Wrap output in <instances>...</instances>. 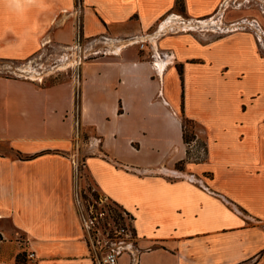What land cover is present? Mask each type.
<instances>
[{
    "label": "crops",
    "instance_id": "obj_1",
    "mask_svg": "<svg viewBox=\"0 0 264 264\" xmlns=\"http://www.w3.org/2000/svg\"><path fill=\"white\" fill-rule=\"evenodd\" d=\"M63 1L0 0L36 43L0 59L38 49ZM225 1L79 0L84 39L144 44L90 58L79 92L0 77V234L23 233L31 264H95L80 164L134 232L120 264H264V49L251 30L208 32Z\"/></svg>",
    "mask_w": 264,
    "mask_h": 264
},
{
    "label": "rangeland",
    "instance_id": "obj_2",
    "mask_svg": "<svg viewBox=\"0 0 264 264\" xmlns=\"http://www.w3.org/2000/svg\"><path fill=\"white\" fill-rule=\"evenodd\" d=\"M261 5H264V0H230L223 5L222 11H220L218 16L204 21L206 23L210 22L206 29L215 37H219L236 30L238 23L243 19L259 18L263 21L264 15L260 12ZM59 6V13L53 18L51 36L42 38L37 43L38 46L36 45L38 49L31 54H25L13 60L0 59V77L25 79V76L29 75L32 79L38 78L37 81H41V83L38 82L40 86H51L64 82L73 84L74 70L73 68L68 69L67 66L73 63L76 55H78L76 47L81 44L84 51L88 48L90 40L83 39L81 34L79 0H65L59 3ZM49 9H53L51 3ZM54 13L56 12H53V15ZM6 28H8L6 24L0 21V49H6L18 44L30 45V43L34 42V38H31L32 32L30 30L26 31V29L21 34H18L13 31V28H8L9 31H5L7 30ZM258 30L261 32V29L258 28ZM261 33V35H264L263 32ZM33 44L36 43L34 42ZM30 61H34V63L29 65ZM29 72L31 73L29 74ZM77 88H79V85ZM184 120L185 118H183ZM185 125L187 126L188 138L196 139V133L199 131L198 126L193 123V128H189L191 126L189 122L185 123ZM189 149L191 150L190 147ZM0 152L7 153L8 146L0 143ZM78 174L80 178L84 179L79 199L88 211H92L95 216H98L99 224L96 225L98 232L105 234L109 231L113 224L112 221L117 224L120 222L126 223L127 218L122 209L116 204L107 201L94 189L82 164L78 168ZM102 213L104 214L103 217H101ZM0 226L3 227L4 225ZM26 244V236L21 232L14 231L13 236L10 237H3L0 234V262L8 260L14 251L18 249L19 254L25 253L27 258L30 251ZM32 262L30 261L28 264Z\"/></svg>",
    "mask_w": 264,
    "mask_h": 264
},
{
    "label": "built area",
    "instance_id": "obj_3",
    "mask_svg": "<svg viewBox=\"0 0 264 264\" xmlns=\"http://www.w3.org/2000/svg\"><path fill=\"white\" fill-rule=\"evenodd\" d=\"M259 29H262L261 25L255 19H243L238 23L236 28L240 30H251L256 34L258 43L262 49H264V35L259 32ZM84 39V38H83ZM88 48L83 51V47L79 44L76 47L78 55H76L75 61L67 66L68 69L74 70L72 81L75 84L77 91L80 90V84L82 82V71L81 67L83 64L88 61L90 58L95 57L99 54H114L120 49L119 46L124 44H135L141 43L143 45V39L133 37L125 40V43L118 44L120 41L111 39L108 36H100L96 38L89 39ZM81 43V42H80ZM105 45L104 49L100 52L96 50V47ZM34 61H30L29 65L33 64ZM26 72V71H25ZM31 72H29L30 74ZM36 77V76H35ZM25 79L37 81V79H32L29 75L25 76ZM79 85V88H77ZM192 148V146H190ZM201 153H204V149H201ZM103 213L101 217H103ZM81 218L84 229L88 232L91 248L94 255L95 264H120V256L126 250V245L134 239V232L131 229L130 225L124 222L119 224L112 221V226L109 231L105 234L98 232L96 225L99 224L98 216H95L92 211H88L86 208L85 211H81ZM28 262L35 260V255L29 253L27 256Z\"/></svg>",
    "mask_w": 264,
    "mask_h": 264
},
{
    "label": "trees",
    "instance_id": "obj_4",
    "mask_svg": "<svg viewBox=\"0 0 264 264\" xmlns=\"http://www.w3.org/2000/svg\"><path fill=\"white\" fill-rule=\"evenodd\" d=\"M176 7L178 10H182V4L181 2H177L176 4ZM191 125L189 128H193V122L188 120V119H185L183 121V129H184V141L186 142V144L190 143L192 141V138H188L187 136V126L185 125V123H188ZM20 158H22L21 156H19ZM16 264H28V260L26 258V254L25 253H21V254H18L17 257H16V260H15Z\"/></svg>",
    "mask_w": 264,
    "mask_h": 264
},
{
    "label": "bare ground",
    "instance_id": "obj_5",
    "mask_svg": "<svg viewBox=\"0 0 264 264\" xmlns=\"http://www.w3.org/2000/svg\"><path fill=\"white\" fill-rule=\"evenodd\" d=\"M229 1H230V0H226L225 3H224V5H225L226 3H228ZM209 23H210V22H209ZM211 23H212V22H211ZM207 24H208V22H207V23H206V22L203 23V25H207ZM160 67H161V66H160Z\"/></svg>",
    "mask_w": 264,
    "mask_h": 264
}]
</instances>
